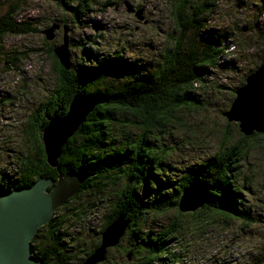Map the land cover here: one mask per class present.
<instances>
[{
    "label": "trees",
    "instance_id": "obj_1",
    "mask_svg": "<svg viewBox=\"0 0 264 264\" xmlns=\"http://www.w3.org/2000/svg\"><path fill=\"white\" fill-rule=\"evenodd\" d=\"M75 1L81 6V12L87 10L89 3L96 2ZM5 4L6 11H0V43L5 36L38 32L36 26L16 21L21 0L1 3ZM213 6L207 0L177 1L172 11L174 29L168 36L169 44L149 63L138 59L128 61L118 55L100 58L88 50L85 52L88 65L72 69L70 64L71 69L65 70L53 54L54 47L46 50L58 82L49 96L38 103L30 120L23 123V148L9 166L12 177L0 171V195L30 187L40 177L56 182L60 173H77L85 178L77 194L32 239L31 254L36 260L43 264L76 261L82 252L69 245L65 232L103 205L109 209L103 228L119 215L130 221L124 236L132 248L123 252L140 260L139 264L153 261L177 264L180 256L168 247L169 236L186 231L188 226L183 219L202 216L201 211L231 218L244 226L256 222L251 207L244 206L246 201L242 195L244 183L249 185L250 178L236 164L246 157L250 137L238 133L240 140L233 143L227 130L214 156L190 163L185 175L179 178H174L171 172L183 168L186 161L178 158L172 164L165 159L174 156L170 152L183 146L175 137L176 128L185 126L180 114L202 107L193 85L201 87L205 83L202 76L218 65L219 48L224 47L221 46L223 39L209 37L212 30L202 35ZM262 6L264 9V2ZM76 12L79 11L74 8L73 13ZM9 59L11 62L5 61L6 65H17L13 58ZM74 97L93 101L94 109L62 148L57 168H51L46 164L41 132L49 118L64 115ZM195 181L206 187V203L200 210L182 214L178 210L179 198L184 188ZM75 203L78 205L71 209ZM61 210L65 212L64 217L58 215ZM170 213H175L176 219L161 227L165 234L151 230L153 220L149 221V217L159 218ZM101 231L96 245L84 250V256L99 245ZM261 256L256 261H262ZM105 264L112 263L106 258Z\"/></svg>",
    "mask_w": 264,
    "mask_h": 264
},
{
    "label": "rangeland",
    "instance_id": "obj_2",
    "mask_svg": "<svg viewBox=\"0 0 264 264\" xmlns=\"http://www.w3.org/2000/svg\"><path fill=\"white\" fill-rule=\"evenodd\" d=\"M3 1L15 2L0 0L1 12L7 8V4L1 5ZM94 1L81 12V6L75 0H21L16 21L30 23L37 27L38 32L5 36L0 43V171L7 172L10 178V165L15 162L13 157L23 148L22 125L30 120L38 103L49 96L58 82L54 65L46 54L47 49L58 46L66 37L72 69H75L89 64L85 54L88 50L100 58L118 55L128 61L138 59L149 63L155 61L164 46L169 44L168 36L174 29L172 11L179 0ZM207 1L214 6L207 14L208 27L202 35L212 30L209 37L223 39L221 46L224 47L222 50L219 48L218 65L202 76L205 83H201V87L193 85V92L202 107L180 114L185 126L176 128L175 137L183 142V146L174 153L170 152L174 156L165 158L172 164L178 158L186 161L183 168L172 170L174 178L184 176L190 163L214 156L227 130L232 142H239L237 123L227 122L223 113L237 97L235 90L243 85L247 73L264 59V0ZM74 8L79 12L74 14ZM90 10L94 12L90 13ZM139 11L142 19L136 17ZM53 25L57 26L54 38L47 41L43 31ZM203 49H200L201 53ZM9 57L13 58L16 66L4 63L11 62ZM8 66L10 69L6 68ZM253 135L245 136L250 137L246 143V157L236 164L241 165L243 173L250 178L249 185L244 183L242 195L246 201L244 206L251 207L256 222L244 226L231 218L224 219L206 211H201L202 216L194 219L184 218L187 230L169 236L168 242V247L180 256L177 264H264V134ZM77 205L75 203L70 208ZM58 213L59 217H64V210ZM188 213L192 212L182 214ZM108 214V206L103 205L93 209L90 217L66 230L69 245L82 252L76 261H68L69 264H81L88 256H84L83 251L96 245L100 231L106 228L103 226ZM175 219V213L148 218L153 220L151 230L161 234H165L161 227ZM126 248H132V245L124 236L117 247L107 251L106 258L112 264H139L140 260L124 254ZM260 254L262 261H256ZM100 264H105V261Z\"/></svg>",
    "mask_w": 264,
    "mask_h": 264
},
{
    "label": "water",
    "instance_id": "obj_3",
    "mask_svg": "<svg viewBox=\"0 0 264 264\" xmlns=\"http://www.w3.org/2000/svg\"><path fill=\"white\" fill-rule=\"evenodd\" d=\"M142 19L140 11L136 14ZM57 26L43 31L45 39L52 41ZM66 37L63 43L53 49L58 63L68 70L70 54ZM237 97L223 116L227 122L237 123L239 132L244 136L264 134V61L246 76L242 86L235 90ZM94 102L74 97L63 117L49 118L42 129V147L49 167H57L62 148L85 122L93 111ZM84 176L77 173L58 174L56 182L48 178H39L30 187L13 189L0 195V264H42L31 254V241L38 230L48 224L57 209L75 196ZM194 184L195 196L190 189ZM50 190H48V188ZM206 203V189L194 182L182 191L178 210L182 213L193 212ZM130 221L123 215L117 216L101 232L99 245L81 264H100L105 261L109 249L118 246L124 237Z\"/></svg>",
    "mask_w": 264,
    "mask_h": 264
},
{
    "label": "bare ground",
    "instance_id": "obj_4",
    "mask_svg": "<svg viewBox=\"0 0 264 264\" xmlns=\"http://www.w3.org/2000/svg\"><path fill=\"white\" fill-rule=\"evenodd\" d=\"M63 39H64V37L62 38L61 43H63ZM66 40H67V39H66ZM67 42H68V41H67ZM61 43H60V44H61ZM60 44H59V45H60ZM59 45H58V46H59ZM55 47H57V46H55ZM55 47H54V48H55ZM54 48H53V49H54ZM53 54H54V53H53ZM54 56H55V55H54ZM55 58H56V57H55ZM57 61H58V60H57ZM70 64H71V62H70ZM69 69H70V67H69ZM69 69H68V70H69ZM208 156H209V155H208ZM57 165H58V164H57ZM199 183H200V182H199ZM201 184H202V183H201ZM202 185L204 186V184H202ZM204 187H205V186H204ZM196 188H198V186H197V184H194V186H192V188L190 189V192H191V195H192V196H195V189H196ZM205 189H206V187H205ZM206 194H207V192H206Z\"/></svg>",
    "mask_w": 264,
    "mask_h": 264
},
{
    "label": "clouds",
    "instance_id": "obj_5",
    "mask_svg": "<svg viewBox=\"0 0 264 264\" xmlns=\"http://www.w3.org/2000/svg\"><path fill=\"white\" fill-rule=\"evenodd\" d=\"M260 65V64H259ZM258 67V66H257ZM191 184V183H190Z\"/></svg>",
    "mask_w": 264,
    "mask_h": 264
}]
</instances>
